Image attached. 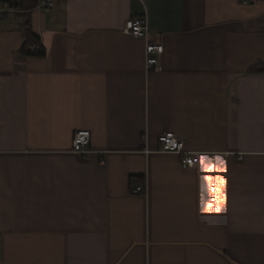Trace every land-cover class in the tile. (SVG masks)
Wrapping results in <instances>:
<instances>
[{
	"label": "crops",
	"instance_id": "0c3cea01",
	"mask_svg": "<svg viewBox=\"0 0 264 264\" xmlns=\"http://www.w3.org/2000/svg\"><path fill=\"white\" fill-rule=\"evenodd\" d=\"M143 14L161 70L123 31ZM30 24L42 54L0 21V264H264V0H55Z\"/></svg>",
	"mask_w": 264,
	"mask_h": 264
},
{
	"label": "built area",
	"instance_id": "2783aa9c",
	"mask_svg": "<svg viewBox=\"0 0 264 264\" xmlns=\"http://www.w3.org/2000/svg\"><path fill=\"white\" fill-rule=\"evenodd\" d=\"M250 0H242L248 3ZM55 5V0H39L34 7L39 10H47ZM22 11L19 5H13L10 0H0V21L9 18L11 14ZM123 31L125 33L143 38L145 40V70H161L160 55L163 53L164 45L159 40H151L149 37V24L147 14L131 17L126 20ZM36 46H33L35 49ZM91 139L90 130H77L73 137L72 149L82 155H87L91 149L89 143ZM160 147L159 151L173 152L181 154V164L183 167H192L195 165V155L197 152L185 148V139L180 137L175 131H166L158 137ZM215 157V154H212ZM145 183H140L134 189V192H146ZM1 253V249H0Z\"/></svg>",
	"mask_w": 264,
	"mask_h": 264
},
{
	"label": "trees",
	"instance_id": "16d2710c",
	"mask_svg": "<svg viewBox=\"0 0 264 264\" xmlns=\"http://www.w3.org/2000/svg\"><path fill=\"white\" fill-rule=\"evenodd\" d=\"M10 2L22 8V11L16 13L21 17V28L23 30V41L19 51L23 54H42L44 47L41 38L39 34L33 31L30 24L31 11L39 0H10ZM33 46H36V48L33 49ZM247 71L264 72V61L252 65Z\"/></svg>",
	"mask_w": 264,
	"mask_h": 264
},
{
	"label": "snow or ice",
	"instance_id": "6c2138e0",
	"mask_svg": "<svg viewBox=\"0 0 264 264\" xmlns=\"http://www.w3.org/2000/svg\"><path fill=\"white\" fill-rule=\"evenodd\" d=\"M200 161H201V169L205 172L208 171L209 167L213 164V163H220V157H216V160L215 162L213 161H210L207 157H201L200 158ZM205 181H208L210 179V177L208 176H205L204 177ZM209 195H211V193H209ZM204 208H206V203L205 205H203Z\"/></svg>",
	"mask_w": 264,
	"mask_h": 264
}]
</instances>
